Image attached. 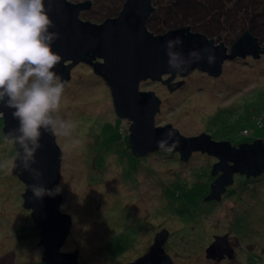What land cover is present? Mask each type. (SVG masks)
I'll return each mask as SVG.
<instances>
[{
	"label": "rangeland",
	"instance_id": "rangeland-1",
	"mask_svg": "<svg viewBox=\"0 0 264 264\" xmlns=\"http://www.w3.org/2000/svg\"><path fill=\"white\" fill-rule=\"evenodd\" d=\"M123 2L90 0L89 8L79 15L101 23L116 16ZM182 2L152 0L155 20L167 18L166 12L175 11ZM190 2H196L198 12L201 7L209 9L201 15L192 12L190 18L183 15V3L174 13L185 16L183 26L190 23L191 31L205 34L216 44L223 42L229 51L243 31L253 26L256 32L251 34L264 46V0ZM163 28L153 33L173 29ZM93 73L88 64L73 65L56 110L72 125L69 135L54 133L62 153L60 211L72 220L60 250L77 248L78 264H122L145 253L163 227L169 234L162 247L174 264H264V170L251 178V182L258 180L253 188L244 185L248 179L244 174L243 185L237 184L235 173L233 183L239 186L227 185L229 197L223 193L220 203L211 207L212 200H204L208 193L203 199L201 195L211 183L213 157L194 151L184 162L176 152H167L166 157L160 151L135 155L128 121L117 115L107 83ZM178 80L181 83L172 90L161 80L148 78L139 83L140 90L152 91L160 100L155 125L170 124L184 136L222 133L215 134L214 140H226V135L236 144L264 137V52L226 59L218 76L193 69L172 79ZM254 116H259L261 125ZM3 126L0 116V264H44L38 229L30 208L22 204L26 185L12 172L16 148L5 138ZM242 127L252 128V133L242 134ZM238 213L249 216L241 229L240 219L235 220ZM214 234H227L231 258L216 261L205 256Z\"/></svg>",
	"mask_w": 264,
	"mask_h": 264
},
{
	"label": "water",
	"instance_id": "water-1",
	"mask_svg": "<svg viewBox=\"0 0 264 264\" xmlns=\"http://www.w3.org/2000/svg\"><path fill=\"white\" fill-rule=\"evenodd\" d=\"M89 6L90 0L76 3L48 0L49 14L54 22L52 27L59 32L52 46L61 57L53 67L65 84L73 65L85 63L92 66L93 71L109 86L117 115L128 121L130 147L135 155L167 147L179 152L184 160L194 151L215 156L218 160L211 167V175L215 178L204 197L208 200L221 198L226 186L232 183L234 173L258 176L263 172L264 142L261 138L232 145L228 140H214L208 133L184 136L170 124L155 125L154 114L159 109L160 100L154 92L139 89L142 80H161L163 75L169 74L168 79L162 80L167 83L177 74L184 76L193 69L218 76L226 59L237 55L257 57L264 52V46L261 47L257 37L245 30L227 51L223 42L216 44L205 34L191 31L188 25L161 34L147 30L146 22L154 10L152 0H124L118 14L105 18L101 23L80 17L79 13ZM176 36L182 38L178 47L184 54L191 49L201 52V58L194 59L185 71L173 70L168 64L165 41ZM209 53L214 56L211 63L207 59ZM168 88L172 90L171 84ZM0 116L4 120V134L16 127L18 120L11 114V109L5 107L4 114ZM170 130L171 136L168 135ZM162 139L166 140L163 147L158 144ZM39 140L34 167L41 169L40 182L47 188L55 189L60 178L62 153L54 133L42 131ZM14 145L17 152V145ZM12 172L17 173L26 184L25 191L21 193L24 196L22 204L31 209L34 226L39 229L38 243L43 246V263L78 264L77 248L73 252L60 250L72 225L70 215L60 211V190L54 195L34 196L29 187L34 179L27 169H21L16 155ZM168 234V230L162 227L156 231L145 253L122 264H174L162 247ZM205 256L216 261L231 258L233 248L227 234H214L205 248Z\"/></svg>",
	"mask_w": 264,
	"mask_h": 264
},
{
	"label": "clouds",
	"instance_id": "clouds-1",
	"mask_svg": "<svg viewBox=\"0 0 264 264\" xmlns=\"http://www.w3.org/2000/svg\"><path fill=\"white\" fill-rule=\"evenodd\" d=\"M53 23L48 0H0V115L6 107L18 120L5 138L17 145L16 159L33 177L29 187L36 197L59 191L58 185L50 189L41 183V169L34 167L42 131L69 135L72 126L56 111L64 81L53 67L61 59L52 46L59 35ZM181 44L180 36L165 41L168 64L177 71H185L194 59L201 58L195 49L184 54L178 47ZM207 59L211 63L214 56L209 53ZM165 143L158 141L162 147Z\"/></svg>",
	"mask_w": 264,
	"mask_h": 264
},
{
	"label": "trees",
	"instance_id": "trees-1",
	"mask_svg": "<svg viewBox=\"0 0 264 264\" xmlns=\"http://www.w3.org/2000/svg\"><path fill=\"white\" fill-rule=\"evenodd\" d=\"M183 1H185V2H182L181 4H180V7H178L175 11L174 10H169V11H167L166 13H167V15H168V17L166 18V16H165V18H162L161 20H158V21H156L155 20V16H154V13H153V11L151 12V14H150V16L148 17V20H147V22H146V26L148 27V29H150L152 32H161L164 28H163V26H167V27H169V28H171V27H173V28H177V27H180V26H183V24H184V22L183 21H185V16H188V17H190L191 18V16H189V14H191L192 12L193 13H197L198 12V6L196 5V2L195 3H192V2H190V0H183ZM183 3H184V9H185V11H184V14L183 15H185L184 16V18L182 17V18H180V17H178V16H176V15H174V13H178L180 10H181V8H183ZM153 5V4H152ZM212 6V5H211ZM154 8H155V6H154ZM170 8H172V7H170ZM180 8V9H179ZM209 10V9H208ZM208 10H205V11H203V7H201V10L198 12L200 15L201 14H206V12L208 11ZM258 13H260L259 11H258ZM193 15V14H192ZM88 17L89 16H82V18L83 19H88ZM258 17H260V15H258ZM253 21H255V19L253 20ZM186 25H191L190 23H186ZM260 25V24H259ZM253 26H251V27H247L248 29H249V32L251 33H253L254 34V32H256L253 28H252ZM201 30H203V31H205V32H207V34H209L210 33V35H211V32H208L209 30H207V28H204V29H201ZM212 36V35H211ZM261 45V44H260ZM261 47H263V46H261ZM92 74V73H91ZM94 75L96 74V73H93ZM168 77H169V74L167 75V77L166 78H163V80L164 79H168ZM178 82H179V80L178 81H175V82H173L172 80L169 82V81H167V85H169V84H171V86L172 87H175V86H178L179 84H178ZM173 85H175V86H173ZM3 118V117H2ZM209 118H210V116H209ZM253 120H255L256 121V124H258V125H261L262 124V120L259 118V116L258 117H255L254 116V119ZM209 123H212V121H210ZM252 128H248V127H242L241 129H240V132L242 133V134H244V135H246V136H249L251 133H252ZM215 134H217V135H221L222 133H214V136H215ZM210 136H211V138L212 139H214V136H212V133L211 134H209ZM225 138H226V140H230L229 139V136H226L225 135ZM257 138H261L262 140H263V142H264V137L263 136H261V137H256V138H254L253 140H255V139H257ZM232 140H230L229 142L232 144V145H238L239 143H241V142H239L238 144H236V143H233V140H234V138H231ZM223 140V139H222ZM252 140V141H253ZM236 141H238V140H236ZM252 141H247V142H252ZM243 142V141H242ZM156 151H160L159 153H162V154H164V157H166V153L168 152V153H170V152H176V153H179V152H177V151H172V150H170V149H168L167 147L166 148H164V149H160V150H156ZM151 152H154V151H151ZM17 153V152H16ZM149 153V152H148ZM192 154V153H191ZM179 155H180V153H179ZM191 156V155H190ZM190 156L186 159V160H184V159H182L181 158V156H180V158H181V160L182 161H184V162H186L189 158H190ZM209 156H212L213 157V159H212V161L213 162H211L212 163V166H213V164L218 160L215 156H213V155H209ZM216 159V160H215ZM17 174V173H16ZM211 174V173H210ZM235 174V173H234ZM233 174V175H234ZM237 174L239 175V179H238V181H237V184H239L240 186H242L243 185V174L242 173H239V172H237ZM244 176H246V178H248V179H246V181H244V185L247 187V188H250L251 186V188H253V185H254V183L257 181V183H258V180L256 179L255 180V182H251L250 180H251V178L252 177H257V176H247V175H245L244 174ZM215 177L213 176V175H210V179H209V181H212L213 179H214ZM232 179H233V176H232ZM232 183H233V181H232ZM231 183V184H232ZM230 184V185H231ZM235 185V183H233V185H232V188L233 187H236V186H239V185ZM26 185V184H25ZM207 189L208 190H210V182H208L207 183ZM208 190H206L202 195H201V199H203L202 197H204L205 196V194L206 193H208L209 191ZM230 190H229V188H227V186H226V189H225V191L223 192V193H227V194H225V196H223V197H229V195L228 194H230V192H229ZM222 193V194H223ZM222 194H221V197H222ZM204 195V196H203ZM204 200H207V199H205L204 198ZM212 201L210 202V205H211V207H213V205H216V203H218L219 202V200L220 199H211ZM241 200L242 201H245L244 199H242L241 198ZM220 203V202H219ZM217 208H218V206H217ZM31 210V209H30ZM232 210H234L233 211V213H235V212H237V210L235 211V209H232ZM239 214V213H238ZM236 215V217H235V220H237V219H240L238 222H240L241 223V225L238 227V229H241V228H243V223L245 222V220H246V218L247 217H249L246 213H244V214H239V215ZM247 226H249V224L248 225H245L244 227L246 228ZM38 229V228H37ZM39 230V229H38ZM250 231V230H249ZM38 233H39V231H38ZM246 233H248V231L246 232ZM165 253V252H164ZM252 263H255V262H252Z\"/></svg>",
	"mask_w": 264,
	"mask_h": 264
}]
</instances>
